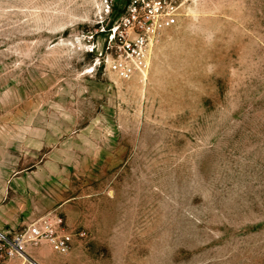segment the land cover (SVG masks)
Here are the masks:
<instances>
[{
  "label": "rangeland",
  "instance_id": "1",
  "mask_svg": "<svg viewBox=\"0 0 264 264\" xmlns=\"http://www.w3.org/2000/svg\"><path fill=\"white\" fill-rule=\"evenodd\" d=\"M101 13L0 0V232L76 234L14 257L264 264V0H187L126 79L90 51Z\"/></svg>",
  "mask_w": 264,
  "mask_h": 264
},
{
  "label": "built area",
  "instance_id": "2",
  "mask_svg": "<svg viewBox=\"0 0 264 264\" xmlns=\"http://www.w3.org/2000/svg\"><path fill=\"white\" fill-rule=\"evenodd\" d=\"M187 0H100L102 13L92 32L90 51L97 49L100 69L121 78H130L148 68L150 50L161 35L173 27L185 9ZM101 35H105L98 49ZM86 236V232L79 233ZM75 233L62 217H43L13 237L0 232V259L23 255L29 244L47 242L59 253H68Z\"/></svg>",
  "mask_w": 264,
  "mask_h": 264
},
{
  "label": "crops",
  "instance_id": "3",
  "mask_svg": "<svg viewBox=\"0 0 264 264\" xmlns=\"http://www.w3.org/2000/svg\"><path fill=\"white\" fill-rule=\"evenodd\" d=\"M7 227V221L6 219H3L0 217V231H4V229ZM44 253H47V250H44ZM29 255L32 257V259H34L33 261L38 263V264H58L57 262H55V260H50L49 258H45L43 257V254L40 253L39 250L37 249H29L28 250ZM57 255H54L55 259H58ZM0 264H34L32 261L30 260H26L23 257H13V258H9V259H5L2 260L0 259Z\"/></svg>",
  "mask_w": 264,
  "mask_h": 264
},
{
  "label": "water",
  "instance_id": "4",
  "mask_svg": "<svg viewBox=\"0 0 264 264\" xmlns=\"http://www.w3.org/2000/svg\"><path fill=\"white\" fill-rule=\"evenodd\" d=\"M35 264H37L36 262H34Z\"/></svg>",
  "mask_w": 264,
  "mask_h": 264
}]
</instances>
